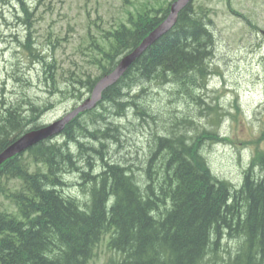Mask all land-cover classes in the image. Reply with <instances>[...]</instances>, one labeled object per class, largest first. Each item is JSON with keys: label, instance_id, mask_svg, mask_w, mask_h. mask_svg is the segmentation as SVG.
<instances>
[{"label": "trees", "instance_id": "1", "mask_svg": "<svg viewBox=\"0 0 264 264\" xmlns=\"http://www.w3.org/2000/svg\"><path fill=\"white\" fill-rule=\"evenodd\" d=\"M12 2L18 4L20 20L30 24L29 3ZM169 6L130 12L127 22L104 31L108 48L91 43L101 54L93 61L99 75L73 77L70 72L64 85L56 79V60L39 53L31 33L19 44L42 61L51 97L80 100L166 18ZM212 23L207 9L189 2L174 25L103 90L95 108L78 114L59 136L0 165V197L7 202L0 207V264H88L103 241L121 257L119 264H264V144L259 146L264 128L250 140L255 151L239 185L213 172L201 138L183 131L194 124L187 118L169 122L168 135L155 134L157 147L150 149L143 176L129 162L107 155L121 130L109 120L108 105L120 116L134 109L149 124V118L156 122L161 116H153L143 100L147 83L172 82L180 88L176 94L182 91L202 102L195 88L204 87L216 72L210 62ZM53 106L51 98L42 103L29 96L0 98V152L24 132L41 127L42 114ZM203 132L212 141L227 140ZM71 173L78 174L86 199L65 190ZM227 241H234V250Z\"/></svg>", "mask_w": 264, "mask_h": 264}, {"label": "rangeland", "instance_id": "2", "mask_svg": "<svg viewBox=\"0 0 264 264\" xmlns=\"http://www.w3.org/2000/svg\"><path fill=\"white\" fill-rule=\"evenodd\" d=\"M12 1L0 0V98L14 101L31 96L39 103L51 98L53 108L41 116L45 124L63 116L90 97L91 92L84 91L81 100L63 95L51 97L43 83L42 61L33 58L19 41H25L27 35L32 34L39 53L56 60V79L62 85L67 83L65 79L70 72L73 77L85 78L87 74L94 77L100 70L93 61L101 54L91 43L108 48L104 31L127 22L130 12L136 15L171 0H28L32 12L30 24L20 20L18 4ZM194 5L207 9L215 33L210 62L216 72L204 87L194 91L202 102L182 91L176 94L180 88L172 82L147 83L143 100L152 109L153 116L157 112L161 116H156V122L149 118V124L139 118L134 109L120 116L110 112L113 109L108 105L109 120L121 130L119 142L109 144L107 155L109 159L129 162L135 173L143 176L150 149L157 147L155 134L168 135L169 122L175 117L187 118L194 124L183 131L201 138V151L213 172L239 185L255 151L250 140L264 128V0H194ZM233 98L239 102V111L232 106ZM205 130L214 131L227 140L212 141ZM67 179L71 185L65 190L86 199L78 174L72 173ZM6 203L0 197V207ZM226 243L235 249L234 241ZM119 257L109 251L103 241L88 264H119Z\"/></svg>", "mask_w": 264, "mask_h": 264}, {"label": "water", "instance_id": "3", "mask_svg": "<svg viewBox=\"0 0 264 264\" xmlns=\"http://www.w3.org/2000/svg\"><path fill=\"white\" fill-rule=\"evenodd\" d=\"M190 1L191 0H175L171 4L168 16L155 29H153L136 48L129 53H126L111 73L105 75L98 81L94 87L92 95L89 98H87L82 104L77 106L71 113H68L62 119L57 120L50 125L29 131L10 144L0 153V164H2L6 159L23 152L25 149L34 145L38 141L60 132L73 116L79 112L94 107L99 99H101L103 89L115 83L148 46L153 44L160 36H162L174 25L179 11Z\"/></svg>", "mask_w": 264, "mask_h": 264}, {"label": "bare ground", "instance_id": "4", "mask_svg": "<svg viewBox=\"0 0 264 264\" xmlns=\"http://www.w3.org/2000/svg\"><path fill=\"white\" fill-rule=\"evenodd\" d=\"M127 37H128V36H127ZM30 97H31V96H30ZM89 110H91V109H86L85 112H86V111H89ZM139 123H140V122H139ZM65 126H66V125H65ZM49 139H50V138H49ZM161 149H162V148H161Z\"/></svg>", "mask_w": 264, "mask_h": 264}]
</instances>
